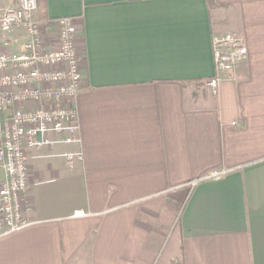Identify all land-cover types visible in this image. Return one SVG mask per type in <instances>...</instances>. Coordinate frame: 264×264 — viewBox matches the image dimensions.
Listing matches in <instances>:
<instances>
[{
    "label": "crops",
    "instance_id": "1",
    "mask_svg": "<svg viewBox=\"0 0 264 264\" xmlns=\"http://www.w3.org/2000/svg\"><path fill=\"white\" fill-rule=\"evenodd\" d=\"M36 15L79 17L81 141L28 150L32 223L0 236V264H264V0H38ZM226 31L248 55L214 95ZM23 40L0 33V49Z\"/></svg>",
    "mask_w": 264,
    "mask_h": 264
},
{
    "label": "built area",
    "instance_id": "2",
    "mask_svg": "<svg viewBox=\"0 0 264 264\" xmlns=\"http://www.w3.org/2000/svg\"><path fill=\"white\" fill-rule=\"evenodd\" d=\"M38 0H19L0 6V33L23 30L19 49H0V236L24 229L32 223L29 198L27 152L56 142L81 141V124L76 105L84 89V72L78 48L79 17H37ZM51 25L58 47H50L44 26ZM215 74L205 81L214 95L223 82L236 79L237 66L246 60L248 48L235 31L213 35ZM58 134L52 139L49 134ZM62 155L70 166L83 160V151ZM229 170H215L203 177L219 178ZM202 179V178H201ZM200 179L188 182L195 186ZM76 210L75 216H84ZM170 264H180L171 260Z\"/></svg>",
    "mask_w": 264,
    "mask_h": 264
},
{
    "label": "rangeland",
    "instance_id": "3",
    "mask_svg": "<svg viewBox=\"0 0 264 264\" xmlns=\"http://www.w3.org/2000/svg\"><path fill=\"white\" fill-rule=\"evenodd\" d=\"M186 187H188V188H191V186L190 185H186ZM182 205H183V203H180L179 205H177V207L176 208H178L177 210H180V208L182 207ZM172 236V231H171V233L169 234V236H167V238H166V240H165V247H164V249L166 248V245H167V242L169 241V239H170V237ZM178 260L179 261V263L180 264H182V259H181V256H180V254L178 253V254H175L172 258H171V260ZM171 260H170V262H171ZM170 264V263H169Z\"/></svg>",
    "mask_w": 264,
    "mask_h": 264
},
{
    "label": "trees",
    "instance_id": "4",
    "mask_svg": "<svg viewBox=\"0 0 264 264\" xmlns=\"http://www.w3.org/2000/svg\"><path fill=\"white\" fill-rule=\"evenodd\" d=\"M208 2H209V4H211V6H213L215 3V0H208Z\"/></svg>",
    "mask_w": 264,
    "mask_h": 264
}]
</instances>
